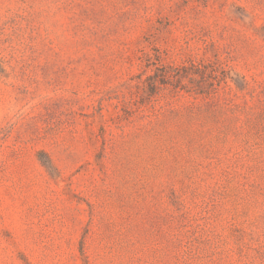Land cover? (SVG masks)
<instances>
[{
    "label": "rangeland",
    "instance_id": "obj_1",
    "mask_svg": "<svg viewBox=\"0 0 264 264\" xmlns=\"http://www.w3.org/2000/svg\"><path fill=\"white\" fill-rule=\"evenodd\" d=\"M0 264H264V0H0Z\"/></svg>",
    "mask_w": 264,
    "mask_h": 264
},
{
    "label": "trees",
    "instance_id": "obj_2",
    "mask_svg": "<svg viewBox=\"0 0 264 264\" xmlns=\"http://www.w3.org/2000/svg\"><path fill=\"white\" fill-rule=\"evenodd\" d=\"M164 76H165V75H164ZM48 165H49V166H51V164H50V163H49Z\"/></svg>",
    "mask_w": 264,
    "mask_h": 264
}]
</instances>
